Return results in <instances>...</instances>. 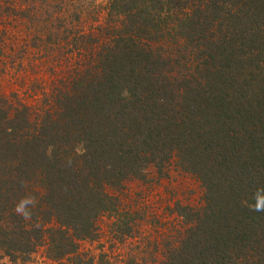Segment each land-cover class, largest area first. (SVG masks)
Segmentation results:
<instances>
[{"label": "trees", "instance_id": "obj_1", "mask_svg": "<svg viewBox=\"0 0 264 264\" xmlns=\"http://www.w3.org/2000/svg\"><path fill=\"white\" fill-rule=\"evenodd\" d=\"M105 17L40 115L0 103V252L72 261L116 210L105 187L174 159L203 204L160 264H264V0H108Z\"/></svg>", "mask_w": 264, "mask_h": 264}, {"label": "rangeland", "instance_id": "obj_2", "mask_svg": "<svg viewBox=\"0 0 264 264\" xmlns=\"http://www.w3.org/2000/svg\"><path fill=\"white\" fill-rule=\"evenodd\" d=\"M107 2L0 0V103L18 104L40 115L52 87L70 71H78L75 62L93 48L83 35H98L95 29L105 22ZM66 29L70 33H61ZM104 191L116 210L97 218L95 238L79 241L72 261L51 260L41 247L24 260L11 261L0 252V264H160L187 227L180 208L203 204L200 182L174 159L161 171L149 165L141 178Z\"/></svg>", "mask_w": 264, "mask_h": 264}, {"label": "clouds", "instance_id": "obj_3", "mask_svg": "<svg viewBox=\"0 0 264 264\" xmlns=\"http://www.w3.org/2000/svg\"><path fill=\"white\" fill-rule=\"evenodd\" d=\"M255 204L251 206L255 211H264V188L257 189L253 195ZM35 205V197L28 195L23 197L16 205L15 212L23 218H30L29 206Z\"/></svg>", "mask_w": 264, "mask_h": 264}]
</instances>
